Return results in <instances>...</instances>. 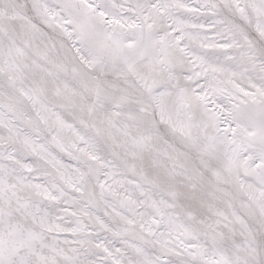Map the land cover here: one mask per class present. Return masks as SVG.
<instances>
[{"label":"snow or ice","instance_id":"1","mask_svg":"<svg viewBox=\"0 0 264 264\" xmlns=\"http://www.w3.org/2000/svg\"><path fill=\"white\" fill-rule=\"evenodd\" d=\"M0 264H264V0H0Z\"/></svg>","mask_w":264,"mask_h":264}]
</instances>
